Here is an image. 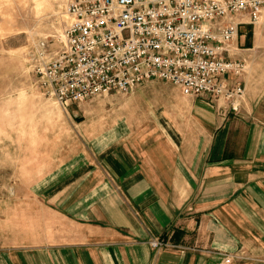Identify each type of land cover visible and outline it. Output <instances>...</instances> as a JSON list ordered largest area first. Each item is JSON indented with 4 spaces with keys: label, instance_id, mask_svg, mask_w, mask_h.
Wrapping results in <instances>:
<instances>
[{
    "label": "rangeland",
    "instance_id": "374dc122",
    "mask_svg": "<svg viewBox=\"0 0 264 264\" xmlns=\"http://www.w3.org/2000/svg\"><path fill=\"white\" fill-rule=\"evenodd\" d=\"M67 2L0 0V264H17L26 247L73 241L93 229L88 223L105 226L100 216L111 206L129 212L119 178L134 160L128 140L170 133L174 108H184L192 97L170 81L152 78L126 93L109 91L63 106L40 85L27 51L40 38L61 36L69 21ZM247 24L256 56L245 59L238 109H229L222 98H206L219 118L230 112L249 117V144L261 149L256 162H242L251 168L249 175L241 173L233 183L232 175L218 176L223 185L216 194L235 193L242 201L240 227L234 233L232 225L213 218L224 226V241L207 247L149 234L145 241L156 252L194 249L209 264H264V99H259L264 97V6L258 20ZM183 127L201 132L196 123ZM238 136L243 140V128Z\"/></svg>",
    "mask_w": 264,
    "mask_h": 264
},
{
    "label": "crops",
    "instance_id": "0c3cea01",
    "mask_svg": "<svg viewBox=\"0 0 264 264\" xmlns=\"http://www.w3.org/2000/svg\"><path fill=\"white\" fill-rule=\"evenodd\" d=\"M247 25L239 26L231 44L233 59L256 56ZM177 90L181 93L178 86ZM206 98L192 96L184 108H174L170 133L138 134L128 140L134 160L120 171L119 178L129 212L111 206L100 216L105 226L88 223L93 229L80 232L73 241L26 247L17 264H209L210 260L194 249L156 252L145 241L153 234L175 244L218 246L224 241L220 234L224 226L213 218L232 225L234 233L240 227L245 212L242 201L235 193L226 197L216 194L223 185L218 184V176L232 175L233 183L241 173L249 175L251 168H243L242 162H256L261 149L249 144V117L230 112L229 118H219ZM176 111L185 112V116L177 117ZM194 123L201 126V132L188 133L182 128V124ZM242 128L244 138L240 140ZM253 139L256 141L255 135ZM233 187L237 189L235 184ZM198 190L203 192L201 196H197ZM149 191L154 195L149 197ZM109 220L122 226L120 229L126 227V232L105 224Z\"/></svg>",
    "mask_w": 264,
    "mask_h": 264
},
{
    "label": "built area",
    "instance_id": "2783aa9c",
    "mask_svg": "<svg viewBox=\"0 0 264 264\" xmlns=\"http://www.w3.org/2000/svg\"><path fill=\"white\" fill-rule=\"evenodd\" d=\"M263 6L264 0H68L61 36L37 40L28 59L63 106L157 78L237 110L247 64L230 57L231 44Z\"/></svg>",
    "mask_w": 264,
    "mask_h": 264
}]
</instances>
